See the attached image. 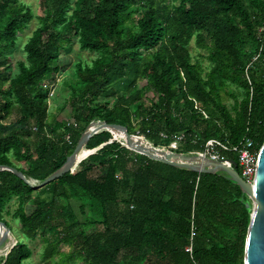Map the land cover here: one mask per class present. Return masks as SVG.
Masks as SVG:
<instances>
[{"label": "trees", "instance_id": "16d2710c", "mask_svg": "<svg viewBox=\"0 0 264 264\" xmlns=\"http://www.w3.org/2000/svg\"><path fill=\"white\" fill-rule=\"evenodd\" d=\"M175 2L39 0L38 26L12 74L10 52L34 15L23 0H0V166L40 182L64 163L96 120L122 125L154 147L169 146L182 135L174 150L182 154L202 151L210 139L231 147L245 136L259 151L264 33L258 30L264 28V0ZM70 38L81 51L98 56L90 65H74L65 102L72 123L48 122V85L60 72V53ZM192 40L206 51V68L193 60ZM231 87L240 97L227 91ZM222 92L233 99L231 107L222 102ZM87 151L72 170L39 189L0 170V221L16 238L0 264H30L32 251L22 236L40 237L43 259L57 256L55 264H192L184 250L191 216L198 264H243L250 211L224 174L152 161L108 131L92 136ZM222 154L237 162L235 153ZM72 199L89 208L84 229L76 233L80 221ZM11 202L16 208L9 213ZM27 203L34 207L30 214ZM61 244L66 252H59Z\"/></svg>", "mask_w": 264, "mask_h": 264}, {"label": "water", "instance_id": "95a60500", "mask_svg": "<svg viewBox=\"0 0 264 264\" xmlns=\"http://www.w3.org/2000/svg\"><path fill=\"white\" fill-rule=\"evenodd\" d=\"M94 122H97V125L94 128H90V125ZM112 130H117L122 133L121 138L126 142L125 144L112 135V138L120 145L134 153L145 156L152 161H157L177 169L193 171L199 174L221 173L236 184L241 193L246 197L245 208L250 211L244 245L243 264H264V142L258 151L255 179L252 184L245 182L240 177L235 169L236 163L230 159H227V161L232 165V168L221 162H212L208 158L201 157L197 154H181L159 149L151 144L148 146L142 145L133 139L136 136L129 134L126 127L118 124H107L99 120L91 121L85 127L72 153L56 171L51 173L44 180L40 182L30 180L14 167L0 166V170L11 172L31 188H42L62 177L77 165L80 160V153L85 149L86 143L92 136L101 131H108L112 134ZM0 228L5 230V233L0 235L1 245L6 240V235L9 233V229L1 221ZM14 244L9 248L4 257H6Z\"/></svg>", "mask_w": 264, "mask_h": 264}, {"label": "rangeland", "instance_id": "374dc122", "mask_svg": "<svg viewBox=\"0 0 264 264\" xmlns=\"http://www.w3.org/2000/svg\"><path fill=\"white\" fill-rule=\"evenodd\" d=\"M23 2L27 4L29 8L32 10L34 17L29 22L26 29L22 33L18 34L16 48L10 52V60L12 63L10 71L12 74L16 72V66H15L16 62L24 59L22 46L27 40V38L30 36L32 30H34L38 26V21L36 19V16L41 15L42 13L39 6V0H23ZM175 3L177 4L178 0H176ZM190 53L194 61L200 62L201 65L205 68L207 67L208 63L207 60L205 59L206 51L196 47L193 40L190 42ZM97 56H98L97 52L81 51L78 47L77 40L75 38L69 39L68 43L65 45L64 49L60 53V57H59L60 72L56 76V79L53 81V83L48 85L50 89V94L48 97V122L55 120L59 122L65 121L72 123L70 112L65 102L69 95V85L72 84L73 81H75L74 65L78 62L82 63L83 65H90L91 61ZM228 90H231L232 92L236 93L238 97H240L238 90L235 87L228 88L227 91ZM220 95L222 98V102L227 107H231V105L233 104V99L231 98L229 93L222 92ZM98 101H104V100L99 99ZM135 136L143 139L145 141V144L147 145L151 144L144 137L140 135H135ZM177 147H178L177 143H173L172 145L170 144V146H166V147L157 146V148L159 149H163L170 152H176L174 150ZM87 153L88 151L84 152L80 159H82V157L84 158ZM42 197L47 198L46 195H43ZM81 203L83 202L77 199L74 200L72 199L70 201L72 210L76 218L80 221V225L76 227V229L73 231L74 233L84 229V226L81 225L82 220L83 218L86 217V215H88L89 212L88 204H81ZM80 205H83V211H80ZM15 208H16V204L14 202H11L7 206V211L9 213H12ZM24 209L27 214H30L33 211L34 207L29 203H27ZM6 219L11 222L14 231H16L17 234H20L21 229L19 227L18 222L12 220L11 215L6 216ZM8 234L11 237V239L9 240L6 235V240L0 245V250L3 251V253L0 255L1 260L4 258V255L6 254L9 247H11L16 241L14 232L9 231ZM22 239L25 243L28 244L29 248L32 251V256L31 259L29 260L30 264H55L56 261L58 260L57 256H54L48 262H46V260L43 259L42 253L45 246V242L40 237H37L34 241H28L23 236ZM58 250L59 252H66L68 250V247L66 244H61ZM74 264H81V262L76 261Z\"/></svg>", "mask_w": 264, "mask_h": 264}, {"label": "built area", "instance_id": "2783aa9c", "mask_svg": "<svg viewBox=\"0 0 264 264\" xmlns=\"http://www.w3.org/2000/svg\"><path fill=\"white\" fill-rule=\"evenodd\" d=\"M258 33H264V28H260ZM257 56L253 58L256 59ZM204 115V113L202 112ZM204 117H206L204 115ZM163 137H165L163 135ZM183 136L176 137L173 143H177V141L182 140ZM68 140V137H66ZM170 146V145H169ZM233 152L237 156L236 162V171L240 175V177L247 183L252 184L255 179L256 173V164H257V157H258V150L256 149L255 143L253 139L249 138L248 136L243 137V139L234 146L226 147L221 144L219 141L210 139L207 140L204 144V148L202 151L191 152L190 154H197L201 157H206L212 162H221L228 167L232 168V165L227 161V159L223 156L222 152ZM196 235V227L193 222V216H191L190 227H189V235L187 238V244L184 248L185 252L189 254L192 264H198L195 259L193 258L192 249L194 238Z\"/></svg>", "mask_w": 264, "mask_h": 264}, {"label": "bare ground", "instance_id": "6f19581e", "mask_svg": "<svg viewBox=\"0 0 264 264\" xmlns=\"http://www.w3.org/2000/svg\"><path fill=\"white\" fill-rule=\"evenodd\" d=\"M97 125V122H94V123H92L91 125H90V128H94L95 126ZM112 135L114 136V137H116L117 139H119L120 141H122L124 144L126 143V142H124L123 140H122V133L121 132H119V131H117V130H112ZM137 143H139V144H142V145H146V146H148L147 144H145V141L143 140V139H141V138H138L137 136L136 137H134L133 138ZM85 152V149L84 150H82V152L80 153V155H79V159L81 158V156H82V154ZM2 233H5V230L3 229V228H0V235L2 234ZM7 237H8V239L10 240L11 239V237L9 236V234L7 233ZM10 248V247H9ZM9 250V249H8ZM7 250V251H8ZM3 253V251L2 250H0V255Z\"/></svg>", "mask_w": 264, "mask_h": 264}]
</instances>
